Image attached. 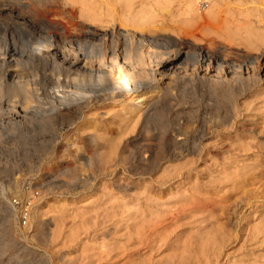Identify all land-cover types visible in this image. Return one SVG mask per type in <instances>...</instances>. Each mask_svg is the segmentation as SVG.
Returning a JSON list of instances; mask_svg holds the SVG:
<instances>
[{
  "label": "rangeland",
  "instance_id": "374dc122",
  "mask_svg": "<svg viewBox=\"0 0 264 264\" xmlns=\"http://www.w3.org/2000/svg\"><path fill=\"white\" fill-rule=\"evenodd\" d=\"M254 4L0 0V264H264V77L254 83L242 76V95L235 96L227 84L220 92L196 81L193 57L161 65L185 48L190 55L202 48L250 68L247 56L257 52L230 42L229 33L238 37L248 24L263 29L254 24ZM188 7L198 20L212 8L221 32L200 34L185 20ZM88 28L114 33L88 68L114 65L116 72L93 74L81 89L143 81L139 89L147 91L151 83L157 102L137 125L119 112L129 95L51 112L59 101L41 92L49 90L40 78L51 70L47 59L27 58L28 47L46 44H35L29 32H60L57 45L68 52V41ZM14 66L33 98L24 113L22 95L8 93L6 73ZM55 69L63 75L59 64Z\"/></svg>",
  "mask_w": 264,
  "mask_h": 264
},
{
  "label": "bare ground",
  "instance_id": "6f19581e",
  "mask_svg": "<svg viewBox=\"0 0 264 264\" xmlns=\"http://www.w3.org/2000/svg\"><path fill=\"white\" fill-rule=\"evenodd\" d=\"M251 1L253 3H255L254 4L255 5V9H254L253 13L256 11L257 14H258V16L255 18L254 24L262 25V28L264 29V0H251ZM192 8L193 7H191V8L188 7L189 11L187 10V12H186V15H185L186 19L185 20L190 21V23H192V24L195 23V27L198 26V28L202 31V33H200V34H203V33L207 32L209 35H216L217 33H219V31L221 32V30H220L221 29L220 28L221 24H220V26H218V23H220L221 21H220V19H217L218 15L215 16L214 11H212V8H209V10L206 12V14H208V17H206L204 19H199V20L195 17L196 14L194 15V10ZM206 14H205V16H206ZM227 17H228V14H227ZM176 19H178V18H176ZM188 21H186V22H188ZM225 21H226V19H224V22L223 21L222 22L226 24L227 21L226 22ZM249 25L250 24L244 25L245 27L242 26V27H244L243 28L244 29L243 30L244 33L242 32L243 34L238 35V37L236 36L237 38L232 33H231L232 34L231 35L232 37H231L230 33H229V41L230 42H239L241 45L245 46V48L246 47H248V48L250 47L251 49H254L257 52L256 54L247 56V59H249V60H246V61H250V65H251L250 68L243 67V66L236 67L237 65L236 66L234 65L236 67V69H234L233 64L231 65L230 61H228V60L223 58L222 53H221L220 50H218V49L208 50V49H202V48H198L197 50H195V53L192 54V55H190V53L188 54V52L186 51V48H185L184 51L181 50V51H178L177 53H175V55L172 56V59L166 61L167 64L162 63L161 65H165L166 67L167 66L173 67V66H175V62L176 61L178 62V60H183L184 61L185 59H188V58L190 60H192L191 58L193 57L194 58L193 61H195V66H196L194 68L195 70H194V75L193 76H194V79L196 81H198L200 83H204L205 85H208L209 87H211V88H213L215 90H220V92L223 89L222 88L223 84H225V85L227 84L229 87H231L230 90L233 92V94L235 96H241L243 89H242V87H241V85L239 83V80H240V78L242 76L246 75V76H249V77H253L254 80H253V78H252V80H253L254 83L257 82V81L258 82L261 81L262 77H264V33L263 34L260 33V32H262L263 29H261V31H260V29H258L259 30V32H258V31H255L256 29L255 30L252 29ZM51 27H52V24H51ZM187 27H188V25H187ZM47 28H48V26H47ZM241 29L242 28L236 29L235 33H239L237 31H239V30L241 31ZM20 30H22V29H20ZM47 31H48V29H47ZM177 31H179V30H177ZM195 31L198 32L197 28L195 29ZM195 31H194V33H195ZM201 31H199V32H201ZM50 33H45V31L43 32V30H40L38 33L37 32H29V35H28V36H30L29 38H31V39H33V37L37 38V41L35 40V44L37 42H42V41L45 42V44H46L45 45L46 46V51L45 52H47V54H46V56L42 57V54L45 53V52L42 53L41 50L42 49L44 50L45 46H44V48L43 47L40 48V46H41L40 45L39 48L41 50H39L37 48H32V47H28L27 46L28 47V49H27V58L30 57L31 59L32 58H37V59L46 58L47 59V63L45 65L44 64L43 65L45 67L46 66H48V67L50 66L49 70L50 69L51 70L49 71L48 74H43V73L40 74V78H41V81L44 83V85L45 84L49 85V87H48L49 90L47 91L46 89H42L41 88L42 89L41 92H42V94L46 95L49 99H52L53 101H59V104H58L57 107H55L54 104H53V106H52L53 108H52V111H51L52 113H58V112H61V111L69 113L70 109L72 107H76L78 110L81 111L83 108L87 107L89 104H92V105L96 104L97 102H99V100L101 98H103L104 96H107V95H110V96L129 95V96H131V99H129L125 103V105H123L124 107H122L120 109V111H119L120 115H122V114L124 116L127 115V120L130 121L131 123H134V124L136 123V125L138 123V120H140L139 119L140 117H142L143 119H146L148 117L147 112H148L149 108L157 102L156 94L154 93V91H151V89H150V88H152L151 87V83L146 82V83H148L147 84V87H148L147 91L142 89V88L139 89L140 86L142 85L143 81H142V83L139 81L141 84H136L135 82H133V85H129L127 83L121 82V83H119V85H115V86L111 85L109 89H99V90L97 89V91L96 90L86 91L84 89H81V86H83L82 80L83 79H87V78H91V76L93 74H95L97 76H100V77H102V76H104V77L105 76L106 77H112L114 75V73L116 72V71L114 72V68H112L114 65L112 67L106 69V70H102V69L93 70V69H89L88 68V64H89L88 61L92 58V56L94 57V56H97L98 54L100 56V53H101L100 50H102L100 48V43L101 42L105 43V40H108L109 37H112L114 33L106 32V31L98 32V30H96V29H89L88 28V29H86V30H84L82 32V36L80 38L68 41V44L70 45L68 52L61 51L59 49L58 45H57L58 43H60V38H61V36L63 37V35H60L61 34L60 32H59L60 34L59 33L52 34L53 31H51ZM186 33H188V32H186ZM139 38L141 39L140 36L138 37V39ZM140 41L142 42L144 40L141 39ZM207 41H208V43L210 42V44L214 43V40H207ZM88 44H90V47H86V45H88ZM95 44H98V45H95ZM148 44H149V42H148ZM72 45L77 46V48H74ZM142 46H144V45H142ZM150 48H148V49H150ZM208 48H209V46H208ZM22 57L23 56H21V58ZM30 58H28V59H30ZM167 59H169V58H167ZM34 61H36V60H34ZM179 63H181V62H179ZM40 64H41V62H40ZM57 64H59L61 66L63 75L62 74L61 75L60 74L57 75V73L55 72V70L57 69V67L55 69V66ZM97 66H99V65H97ZM46 69H48V68H46ZM166 70H168V69H166ZM128 71H131V69L128 68ZM189 72H190V70H189ZM6 76L10 80V84L13 85V87H11L12 90L10 89L11 92L8 91V93H12L14 96L17 95V97H18L19 94H20V96L22 95L21 96L22 99H20L21 100L20 103L22 105V108H19V109H21L23 111V113H24V111L26 112L27 110H25L23 108L28 107L27 105L30 102L32 103V101H33L32 100L33 98L28 94L29 91L26 90L28 83L25 84V82H23V80H22L23 83L16 80V79L20 80L22 78V73L19 72L17 69H15V66H14V68L12 70L10 69L6 73ZM35 76H37V75H35ZM60 76L63 77L61 81H59V77ZM162 76H163V74H162ZM221 78H222V80H220ZM13 80H16V81L14 82ZM222 81H227V82L223 83ZM139 82H137V83H139ZM143 84H145V82ZM167 86H168V84H167ZM27 91H28V93H27ZM8 100H9V98H8ZM12 101L13 100H11V103H14ZM4 102H5V100H4ZM15 104H17V102ZM15 104H13V107H14ZM11 105L12 104H10V106ZM21 105H20V107H21ZM5 106H7V105L5 104ZM17 106H19V105H17ZM229 108L232 109L233 111L236 110V107L234 105H232V107H229ZM222 112H224V111H222ZM229 113H230V110H228V112L225 113L226 114V116H225L226 118L224 119L225 121H223V122H227L230 119ZM79 119H80L79 116L76 117L74 119L73 123H75ZM134 124H132V125H134ZM225 124L226 123H224V125ZM136 125H135V127H136ZM122 130H124V128ZM128 130H130V129H128ZM128 130L126 128L125 131H128ZM184 130H185V128H184ZM172 140L173 141H180L182 139L181 138H177V139L173 138Z\"/></svg>",
  "mask_w": 264,
  "mask_h": 264
},
{
  "label": "built area",
  "instance_id": "2783aa9c",
  "mask_svg": "<svg viewBox=\"0 0 264 264\" xmlns=\"http://www.w3.org/2000/svg\"><path fill=\"white\" fill-rule=\"evenodd\" d=\"M27 218H28V210L24 209L20 211V217H19V221L25 225L27 222Z\"/></svg>",
  "mask_w": 264,
  "mask_h": 264
}]
</instances>
